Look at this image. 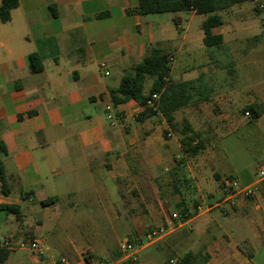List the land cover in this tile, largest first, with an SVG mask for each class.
Instances as JSON below:
<instances>
[{"label":"crops","instance_id":"0c3cea01","mask_svg":"<svg viewBox=\"0 0 264 264\" xmlns=\"http://www.w3.org/2000/svg\"><path fill=\"white\" fill-rule=\"evenodd\" d=\"M139 2L18 0L10 19L0 18V139L11 189L0 192V206L20 208L18 214L0 209L8 214L0 237L14 244L43 238L56 256L80 263L86 255L110 257L111 243L168 220L184 201L190 208L196 204V212L167 237L185 228L195 229L196 240L198 231L207 235L206 264H264L263 192L252 198L223 192L228 176L252 185L256 165L264 163V2L217 11L223 22L213 33L223 37L221 48L204 43L206 14L129 12ZM151 45L170 53L169 79L201 76L212 91L210 100L175 111L182 123L180 110L197 113L213 104L210 144L194 156L185 155L180 132L163 114L139 120L136 100H112L111 90L134 74ZM33 53L42 59L39 72L30 69ZM152 83L146 79L144 94ZM253 103L262 108L256 118L243 114ZM108 107L137 117L110 125ZM167 131L171 137L163 136ZM165 167L171 168L167 177ZM178 177H187L190 187ZM49 197L58 200L44 205ZM199 206L204 210L198 212ZM2 264L46 262L16 246Z\"/></svg>","mask_w":264,"mask_h":264},{"label":"trees","instance_id":"16d2710c","mask_svg":"<svg viewBox=\"0 0 264 264\" xmlns=\"http://www.w3.org/2000/svg\"><path fill=\"white\" fill-rule=\"evenodd\" d=\"M255 0H140L136 8L130 9L129 12L137 14H151L162 12H176L181 10H195L197 13L206 14L207 17L203 21L202 27L205 32L204 43L206 46L223 47V37L213 33V28L220 25L223 20L217 11L228 8L235 4ZM18 5V0H2L0 5V18L3 21L10 19V11ZM259 6V5H258ZM30 69L32 72H39L43 69L42 59L38 54L30 55ZM172 69L170 53L164 50L159 45H151L147 49L146 55L143 59L134 65L133 75H124L121 79L120 85L116 89L111 90V97L115 104L123 103L131 99L136 100L142 107V111L138 115V119L142 120L146 117L155 115L156 112L151 107L146 105V101L150 94L157 92L160 94L158 99V108L164 115L170 127L177 130L181 134L180 143L182 149L187 156H194L204 150L210 144L209 135H204L202 132L195 130L187 118L178 123L175 120V111L192 104H197L202 101L210 100L212 91H210L208 84L203 77H198L186 81H172L165 78L170 76ZM152 78V87L148 94H144V84L147 78ZM261 104L253 103L243 109V114L249 112L251 118L258 117L262 110ZM168 133V131L166 132ZM219 150V149H218ZM6 154V146L0 139V192L9 194L11 189L7 183L4 163L2 156ZM181 168L182 160L178 162ZM179 169V168H178ZM177 170L174 174L177 175ZM234 178V176H228ZM190 187V181L187 177L180 178ZM176 180V181H177ZM175 181V182H176ZM177 192L179 188L175 184ZM260 190L264 194V180L260 183ZM182 193V192H180ZM58 197H49L42 203L48 205L56 202ZM197 205L192 208L188 207L184 201L177 205V212L183 215L192 217L196 212ZM0 209L8 213L18 214L20 211L17 205H1ZM10 254V250L0 248V264L4 263ZM248 256H252L251 252H247ZM120 257V251L111 255L110 259H117ZM208 255L202 252L194 253L187 252L177 264H206Z\"/></svg>","mask_w":264,"mask_h":264},{"label":"built area","instance_id":"2783aa9c","mask_svg":"<svg viewBox=\"0 0 264 264\" xmlns=\"http://www.w3.org/2000/svg\"><path fill=\"white\" fill-rule=\"evenodd\" d=\"M259 6L262 7V5ZM165 79L169 80L168 77H166ZM159 96V93L154 92L150 94L146 101V105L155 110L157 115L162 114V112L158 108ZM246 115H249V112H247ZM128 116L137 117L135 113H130L127 110H120L115 112L111 107L107 108V118L110 125L122 123L128 118ZM167 136L171 137L172 132L168 131ZM263 180L264 163H259L256 165V179L252 185L241 186L237 179L227 178L224 182L223 192L226 197L230 198H233L237 195H241L245 198H252L260 192V183ZM197 209L198 212L204 210L202 206H199ZM184 217L186 218L185 220L183 219V215H181L179 212H174L172 214V220L175 221V223L177 222V225L173 223L167 226L154 227L146 233L144 237L145 240L143 242H134L130 239L121 240L118 245L120 257H118L117 259H110L108 257L100 258L93 255H86L80 263H73L65 256H56L52 252L51 247L38 237H29L17 244H14V241L11 237H0V248L11 250L17 246L19 248L30 250L37 257L44 259L46 264H137L140 250L148 246L149 244L162 239L174 229H176L179 225L191 218L186 214L184 215ZM172 264H177V261L173 260Z\"/></svg>","mask_w":264,"mask_h":264},{"label":"rangeland","instance_id":"374dc122","mask_svg":"<svg viewBox=\"0 0 264 264\" xmlns=\"http://www.w3.org/2000/svg\"><path fill=\"white\" fill-rule=\"evenodd\" d=\"M264 2V0H262ZM262 11L259 13L258 11H255L254 14L260 15ZM264 15V14H263ZM262 15V16H263ZM261 25L264 27V18L261 19ZM205 108L200 110L199 112L195 113L194 111H191V107H186L185 110H180L177 114L179 119L187 118L188 121H191L194 125H199L200 128L202 127L201 132L204 135H209L211 138V133L207 128V125L210 123L211 117H212V108L213 104L210 102L208 105L204 106ZM156 116V115H155ZM248 117V116H247ZM156 122L160 123L159 118H155ZM204 127V128H203ZM167 137V133H163V136ZM163 176L167 177L169 175V172L171 170L170 167L163 168ZM163 181V180H162ZM164 186V185H162ZM166 186V185H165ZM163 189V188H162ZM162 193L166 196L168 195V192L165 190H162ZM132 206V205H131ZM124 213L126 214V210L122 207L120 208ZM177 210H171V216L168 215V220H163L159 224H144V226L140 227V232L138 233H133V234H128L130 240L134 242H140L142 239V236H144L145 233L149 231L150 228L154 227H160V226H167L169 224H175L177 225L178 223L175 221H172V214L176 212ZM135 212V211H134ZM134 214V213H133ZM8 214L6 212L0 210V236L4 232H6L5 227L3 226L2 218L7 217ZM9 217H14V214H9ZM205 223L202 224V228L205 227ZM127 226V225H125ZM129 228V227H128ZM195 229H182L179 232H174V236H168L163 237L162 239L149 244L148 246L142 248L139 252L138 255V263L137 264H172V261L175 260L178 262L187 252L193 251L194 253L202 252L204 253V246L203 244L207 240V235L201 234V232L198 231V235L200 238L198 240L195 239L194 235ZM142 235V236H141ZM146 235V234H145ZM139 238V239H138ZM43 239V238H42ZM45 242L48 243L45 239H43ZM145 239H143L141 242H143ZM197 243V245H196ZM49 244V243H48ZM118 251V243L117 241L111 243L109 253L110 255H114ZM96 257L100 258H107V256H100V255H95Z\"/></svg>","mask_w":264,"mask_h":264}]
</instances>
